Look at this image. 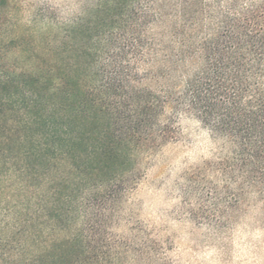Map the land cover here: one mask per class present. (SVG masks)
I'll use <instances>...</instances> for the list:
<instances>
[{
	"label": "trees",
	"instance_id": "16d2710c",
	"mask_svg": "<svg viewBox=\"0 0 264 264\" xmlns=\"http://www.w3.org/2000/svg\"><path fill=\"white\" fill-rule=\"evenodd\" d=\"M184 117L232 149L208 212L264 208V0H95L49 33L43 64L0 76V264H169L104 205Z\"/></svg>",
	"mask_w": 264,
	"mask_h": 264
},
{
	"label": "rangeland",
	"instance_id": "374dc122",
	"mask_svg": "<svg viewBox=\"0 0 264 264\" xmlns=\"http://www.w3.org/2000/svg\"><path fill=\"white\" fill-rule=\"evenodd\" d=\"M94 3L0 0V76L43 64L47 35L57 37ZM180 126L178 142L144 161L139 183L105 201L106 218L114 220L118 234L169 264H264L261 204L246 200L222 220L208 212L220 186L209 164L230 155L231 146L193 119L182 118Z\"/></svg>",
	"mask_w": 264,
	"mask_h": 264
}]
</instances>
